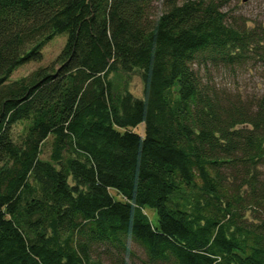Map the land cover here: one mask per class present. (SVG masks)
I'll return each mask as SVG.
<instances>
[{
    "label": "trees",
    "instance_id": "trees-1",
    "mask_svg": "<svg viewBox=\"0 0 264 264\" xmlns=\"http://www.w3.org/2000/svg\"><path fill=\"white\" fill-rule=\"evenodd\" d=\"M230 1L0 0V264H264V95L206 76L264 62Z\"/></svg>",
    "mask_w": 264,
    "mask_h": 264
},
{
    "label": "rangeland",
    "instance_id": "rangeland-1",
    "mask_svg": "<svg viewBox=\"0 0 264 264\" xmlns=\"http://www.w3.org/2000/svg\"><path fill=\"white\" fill-rule=\"evenodd\" d=\"M157 9L160 5L156 4ZM240 22H245L248 26L264 27V0H231L225 8ZM67 33H58L42 48V60L37 62H29L19 66L12 72L8 81L18 80L33 70L49 65L60 54L67 42ZM207 77L221 91L239 95L244 100H250L254 97L264 95V62L258 57L249 60L246 64L237 67H209ZM113 85L120 91H130L135 97L141 98L143 92V84L139 70L126 74L121 71L114 72L110 75ZM22 130L21 126L16 127V132ZM141 136L145 135V124L142 123L134 129ZM48 156V153L44 157ZM147 212L155 220L156 214L152 209ZM131 248L136 256L130 261V264H141L146 258L143 249L136 243H130ZM104 264H111L110 260L103 257Z\"/></svg>",
    "mask_w": 264,
    "mask_h": 264
}]
</instances>
